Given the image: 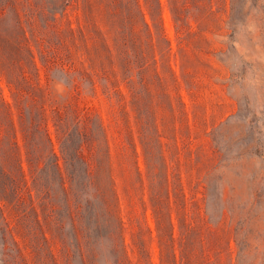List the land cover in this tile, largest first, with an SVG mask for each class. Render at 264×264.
<instances>
[{"label": "rangeland", "instance_id": "rangeland-1", "mask_svg": "<svg viewBox=\"0 0 264 264\" xmlns=\"http://www.w3.org/2000/svg\"><path fill=\"white\" fill-rule=\"evenodd\" d=\"M167 1L160 0L161 23L171 50L161 59L155 48L154 86L147 87L154 93V217L131 108L109 102L99 86L92 92L83 84L76 95L61 71L48 77L50 89L106 130L126 242L141 230L152 264H264V0H179L188 7L182 34ZM78 24L77 0H0V50L37 53L50 38L61 43L53 49L73 51L64 38ZM161 42L154 35V45ZM37 64L44 82L38 58ZM0 90L10 101L2 77ZM121 91L127 93L124 85ZM48 128L60 155L51 122ZM58 203L56 255L61 240L74 245L76 226L72 209L61 197ZM190 230L198 236L186 240ZM167 246L172 254L165 261ZM72 261L79 264L76 255Z\"/></svg>", "mask_w": 264, "mask_h": 264}, {"label": "trees", "instance_id": "trees-1", "mask_svg": "<svg viewBox=\"0 0 264 264\" xmlns=\"http://www.w3.org/2000/svg\"><path fill=\"white\" fill-rule=\"evenodd\" d=\"M77 4L83 24L69 29L64 38L74 46L73 51L53 49L52 45L61 43L50 38L45 40V50L37 53L0 50V77L10 92L7 101L0 90L1 264H73L75 255L79 264H152L141 230L131 233V242H126L106 130L87 112L80 114L71 104L58 101L48 77L61 71L76 95L83 84L92 92L99 86L109 102L122 100L131 108L139 124L138 141L154 217V129L149 109L154 93L147 87L154 86L155 48L161 59L171 50L164 38L161 2L77 0ZM167 6L176 33L182 34L186 2L168 0ZM94 14L103 21L105 32L95 25ZM154 35L162 39L160 44L154 45ZM37 58L45 69L44 82ZM49 122L60 155L55 152ZM135 169L142 177L138 167ZM60 197L72 209L76 226L74 245L61 240L56 255L52 241L61 228L54 219ZM146 231L152 234L150 228ZM204 235L209 238L208 228ZM196 236L194 230L184 234L186 240ZM166 248L161 251L166 254L165 261L172 254L171 247ZM185 254L183 251L182 256Z\"/></svg>", "mask_w": 264, "mask_h": 264}]
</instances>
